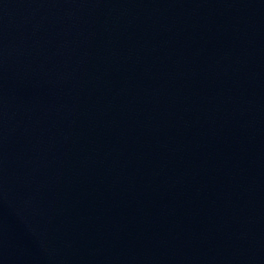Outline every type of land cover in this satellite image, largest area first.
<instances>
[{"label":"water","instance_id":"water-1","mask_svg":"<svg viewBox=\"0 0 264 264\" xmlns=\"http://www.w3.org/2000/svg\"><path fill=\"white\" fill-rule=\"evenodd\" d=\"M0 264H264V0H0Z\"/></svg>","mask_w":264,"mask_h":264}]
</instances>
